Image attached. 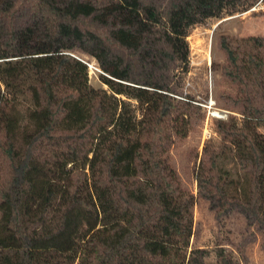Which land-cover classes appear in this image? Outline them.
<instances>
[{
  "label": "trees",
  "instance_id": "trees-1",
  "mask_svg": "<svg viewBox=\"0 0 264 264\" xmlns=\"http://www.w3.org/2000/svg\"><path fill=\"white\" fill-rule=\"evenodd\" d=\"M259 2L0 0V264H209L169 160L205 117L177 72L193 25ZM245 41L220 38L240 116L215 121L220 145L205 142L195 172L218 218L237 210L264 239V37ZM216 264L234 260L220 249Z\"/></svg>",
  "mask_w": 264,
  "mask_h": 264
},
{
  "label": "rangeland",
  "instance_id": "rangeland-1",
  "mask_svg": "<svg viewBox=\"0 0 264 264\" xmlns=\"http://www.w3.org/2000/svg\"><path fill=\"white\" fill-rule=\"evenodd\" d=\"M223 35L230 36L235 44L247 48L251 43L245 39L264 37V2H259L246 11L210 17L190 28L187 37L189 66L186 70L178 71L177 77L182 96L192 98L200 104L205 117L197 121L186 137L176 139L169 153V160L178 171L183 184L196 196L191 249L206 250V262L209 264H216L220 249L234 260V264H264L262 235L250 227L237 210L218 218L209 201L200 194L196 181L195 167L201 161L205 142L211 138L217 145L221 142L216 133L215 121L222 118L213 116L211 112L225 114L230 113V110L238 111L230 108L223 98L226 93L236 92V87L223 75L226 63L225 53L220 48V38ZM69 52L74 56L96 61L101 68L97 59L83 49L74 48ZM100 74L102 72L89 75L91 85L108 88L100 79ZM130 101L133 106H137L136 100ZM231 113L240 116L237 112ZM261 131L264 133V127Z\"/></svg>",
  "mask_w": 264,
  "mask_h": 264
},
{
  "label": "built area",
  "instance_id": "built-area-1",
  "mask_svg": "<svg viewBox=\"0 0 264 264\" xmlns=\"http://www.w3.org/2000/svg\"><path fill=\"white\" fill-rule=\"evenodd\" d=\"M77 58L80 59L81 61H83L88 66L90 76H92L93 74H97L98 72L103 73L102 69L99 67V65L97 64L96 61H90L88 59H84V58H80V57H77ZM211 113L213 116L218 117V118H222V119H227L228 115H229V113H227V112L225 114H222L218 111H213ZM208 133H209V136H211V133L210 132H208Z\"/></svg>",
  "mask_w": 264,
  "mask_h": 264
}]
</instances>
